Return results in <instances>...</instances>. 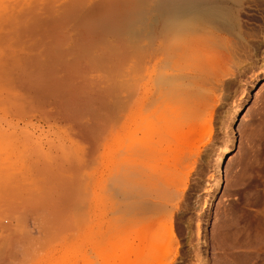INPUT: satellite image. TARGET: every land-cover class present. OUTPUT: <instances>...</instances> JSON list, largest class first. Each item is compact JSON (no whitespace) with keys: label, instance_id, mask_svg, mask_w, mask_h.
I'll list each match as a JSON object with an SVG mask.
<instances>
[{"label":"rangeland","instance_id":"1","mask_svg":"<svg viewBox=\"0 0 264 264\" xmlns=\"http://www.w3.org/2000/svg\"><path fill=\"white\" fill-rule=\"evenodd\" d=\"M220 2L227 11L225 27L210 23L201 31L197 26L184 34L189 39L194 33V43L185 38L193 43L186 51L187 60L171 66L169 73L188 86L167 95V104L160 110L146 106L154 112L148 113V130L144 109L116 140L107 108L126 98L131 86L139 98L144 83V31L128 34L130 27L141 28L136 24L141 20L136 7L125 12L123 20L121 33L128 34L124 36L126 56L120 54L123 50L117 53L128 63L113 65L109 73L101 74L109 96L98 102L103 111L91 132L82 135L59 121L46 123L35 118L27 130L3 134L0 172H7L0 174L5 177L0 181L15 176L18 186L13 179L14 186L12 181L6 186L7 179L2 186L0 183V195L3 200L10 195L8 202L12 203L5 201L0 206V264H235L237 254L245 256L236 259L240 264H264V243H254L256 257L246 256L252 250L249 236L243 232L250 225L256 227L257 215L264 210V0ZM133 17L137 18L135 28ZM157 70L159 74L152 71V79L161 85L167 70ZM158 82L152 81V87ZM138 121L144 124L146 138ZM156 129L161 134L156 135ZM232 130L234 136L230 137ZM139 138L149 141L153 154L145 155L146 160L137 158L134 167L142 163L138 166H145L142 171L149 172V178L144 175L150 180L127 188V204L116 207L114 156L132 144L134 148ZM230 143L232 153L223 167V186L214 196L215 164ZM150 172L155 173H151L155 181ZM210 202L213 206L206 211ZM117 209L127 220L119 244L112 237Z\"/></svg>","mask_w":264,"mask_h":264},{"label":"bare ground","instance_id":"2","mask_svg":"<svg viewBox=\"0 0 264 264\" xmlns=\"http://www.w3.org/2000/svg\"><path fill=\"white\" fill-rule=\"evenodd\" d=\"M136 7H139V11H135ZM132 10L139 14H137V18L141 20H138L136 24H139L141 28L133 29L130 27L128 34L137 35L144 31V37L141 39V43H144V54L141 58L142 77L144 79L142 80L144 83L139 87V98L136 97L134 87L131 86L126 98L107 107L110 111L109 115H111V130L116 140H119V137H121L120 133L122 132L121 134H123L126 125L133 121L136 114L140 113L141 115L143 114L141 111H147V114L145 113L146 115L144 116L143 114L142 116L144 119L148 118L147 122L150 121L151 117L149 116L150 119L147 117L148 113L151 112L150 110L152 108V111L154 108H158V110L163 108L161 106L167 104L165 103V101L167 102V95L177 93L183 88L181 86H185V82L183 81V85L180 82L181 80L176 77L178 75H171L169 73L173 69L171 66H177V63H181L179 61L183 58L187 60L185 58L186 56L188 57L186 51L187 49L188 51L190 50L188 47L191 44L188 41L193 42V39L191 41V37L194 33H191L190 40L184 34L188 29L197 26H199L201 31L205 25H209L210 23H215L220 27L224 26L223 21L227 18L225 17L227 11L223 7V3L220 0H0V140L3 134L5 132L9 133L10 130H27L29 126L34 125L33 120L35 118L44 120L46 123L59 121V123L68 125L82 135L91 132L97 125L103 111V108L98 106V102L104 101L106 96H109L105 83H103L105 80L104 78L101 79V74L109 73L110 67H113V65L121 66L128 63L125 57L126 54L123 53L127 49L125 44L127 39L124 36L128 34L126 33V35L123 32L124 35H122L121 32L124 28L123 20L126 21V18H124L126 17L125 12L131 13L130 11ZM141 16L145 17L142 18ZM137 18H134L132 25L134 28L136 27L134 24ZM152 22H155L156 26L152 25ZM200 43L198 45H201ZM119 52L125 55L124 59L118 58L117 53ZM114 55H116V58ZM178 65L180 67V64ZM158 67H163L164 70H167L165 73L163 72V75L165 74V78H162L163 80L160 78L162 75H158ZM155 70L158 71L157 75L162 80L160 81L164 86L160 85L158 80L157 82L160 86L158 84V86L155 85L157 83H155L156 78L155 81L152 79V75L154 74H152V71L156 72ZM157 75L155 76L157 77ZM98 79L103 81H98ZM182 79L184 80V78ZM152 81L157 87H155L156 90L152 87ZM185 90L186 88L182 91ZM154 93H157V97H155L156 94ZM169 98H171V95ZM160 103L162 104L160 105ZM153 104L157 106L154 107ZM146 106H151L152 108H146ZM157 112L155 110V114ZM238 112L239 110L235 111L233 118L237 117ZM142 116H139V118H143ZM142 122L144 123L143 120ZM140 123H138V126ZM144 124L139 127H143ZM148 125L149 122L145 125L147 130L149 128ZM138 126H134V128L137 127L136 130H139ZM131 128H133L132 125ZM142 129L140 130L143 136L145 129H143L144 132ZM159 130H161V127H159ZM155 131H157L156 135L158 132L161 134L158 129ZM229 136H234L233 130ZM142 138H139L140 142L142 145H145L141 146L140 142H138L140 143L139 145L135 142L134 148L132 144V148H129L130 146L125 147V149L127 148L126 151H123V149L121 152L120 149L119 153L118 151L115 153L112 191L116 198V207L125 203L127 204L128 198H130V195L128 196L126 193L129 191H127V188L142 184L145 182L144 179L149 178V172H143L145 166L143 168H139L138 166L140 164L142 166V163L137 165L136 162L135 164L138 167H134L133 163L140 156H143V158H145V155L149 157L150 153L153 152V148L150 144H147L149 141L142 140ZM1 141L0 151L3 149L2 146L5 145ZM6 144L8 145V143ZM119 145L118 148L121 147ZM231 153L232 148L230 143L221 151L219 159L215 164V178L212 186L214 196H217L222 189L223 167L225 160ZM6 163L9 164L11 162L9 161L8 163L7 161ZM145 165L147 167V164ZM6 172H4L5 175ZM151 173L153 174V172H150V176L152 175ZM13 174L15 173L13 172L10 176L12 177ZM153 175V178H150L155 181ZM0 178L2 180L5 177L1 176ZM16 178L15 176L11 180L6 178L8 180L6 186H10L11 181L13 183L11 184L14 186L13 180ZM17 180L20 181V179ZM24 180L26 182V179ZM4 181H0L1 186ZM15 184L18 186V181ZM10 188L12 190L16 187L12 188L11 186ZM10 188L8 187V189ZM4 189L7 190V193L9 192L7 188ZM1 191L2 193L4 192L2 189ZM136 195L138 194L136 193ZM2 196L0 195V199L3 201L0 203V206L5 201L11 203L8 202V199L11 198L10 195H7L9 197L8 199L5 198L6 200H3ZM212 206L210 202L205 210L210 211ZM261 212L259 216L257 215L258 219L256 221H258V226L256 225L254 228L253 225H250L248 229L245 228L246 231L243 229V232H247L246 237L249 236L248 240H250V242L245 240V243H247L246 241L249 242L248 245H250V249L252 250L245 254L249 257H254L258 253L253 252L256 249L253 250L255 242H259L260 240L264 243V210ZM126 223V217L121 214V210H115L112 236L115 244H119L121 239L120 231L126 226ZM226 234L224 235L226 236ZM220 236L222 235L220 234ZM229 244L231 243L229 242ZM242 256V254H237L236 259ZM258 256L259 254H257ZM234 257H236V254ZM243 257L245 258V256ZM236 259H233L234 262L240 264L241 262H238Z\"/></svg>","mask_w":264,"mask_h":264}]
</instances>
